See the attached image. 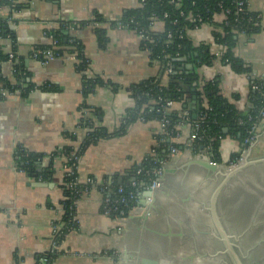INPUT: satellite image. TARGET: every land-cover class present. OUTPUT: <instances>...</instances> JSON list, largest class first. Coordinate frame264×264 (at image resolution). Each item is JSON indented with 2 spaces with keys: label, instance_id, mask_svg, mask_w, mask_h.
I'll list each match as a JSON object with an SVG mask.
<instances>
[{
  "label": "crops",
  "instance_id": "1",
  "mask_svg": "<svg viewBox=\"0 0 264 264\" xmlns=\"http://www.w3.org/2000/svg\"><path fill=\"white\" fill-rule=\"evenodd\" d=\"M137 1L19 0L23 4L17 10L0 7L1 17H11L10 28L15 34L13 41L2 38L0 46L4 51L15 52V64L26 72V81L33 86L29 89L23 86L24 90L0 96V264H35L38 255L51 251L52 226L60 223L63 215L62 160L54 159V172L47 178L28 175L16 163V148L20 146L27 152L44 155L38 164V170L42 169L50 153L65 145L77 146L85 136L80 118L89 113L82 105L99 108L102 114L97 122L113 131L134 103L127 89L131 84L150 77L167 83V75L159 62L150 57L133 30L110 27L106 22L100 25L103 29L100 36L94 30L98 27L93 21L96 14L105 19L118 17L125 10L135 8ZM248 8L260 14V25L251 35L237 37L234 52L251 66L254 78L264 86V0H248ZM53 32L61 37L65 55L43 65L32 57L31 50L35 45H49ZM191 40L195 44H209L214 56L221 50L208 26L194 32ZM72 41L81 44L83 57L88 61L84 73L76 69L75 60L67 57L71 53L67 45ZM192 71L196 77L192 82L197 86L216 78L221 93L236 108L242 111L250 108V80L246 74L233 71L216 56L211 65L197 66ZM83 74L101 78L116 87H96L83 96ZM4 81L16 83L13 64L9 61L0 66V86ZM195 83L185 87L184 104L173 102L169 111L182 116L184 111L192 115L198 110H193L201 103L194 94ZM191 121L176 125L177 134L172 140L180 148L175 155L169 153L164 158L158 153L163 144L157 138L160 123L156 120H137L122 135L100 139L85 149L77 165L80 182L92 177L98 184L107 176L140 163L147 155L161 158L164 168L175 170L163 171L162 189L155 192L153 207L134 208L126 217L104 215L102 194L97 185H92L76 202L77 228L63 236L58 255L50 264H123L124 253L130 264L142 258L159 257H167L174 264L170 246L178 232L172 231L176 221L173 215H183L184 207L180 203L185 204L189 199V195L179 196V204L174 203V193H182V185L176 186L177 179L214 181L216 177L206 176L205 170L196 165L186 166L194 158H210L205 151L196 154L191 150ZM71 134L76 137L74 140L70 139ZM256 134V141L244 154L243 143L237 138H223L219 147L220 163L233 166L238 160L232 161L231 155L237 153L244 159L235 167L247 160L264 161V120L258 124ZM142 193L138 203L145 200Z\"/></svg>",
  "mask_w": 264,
  "mask_h": 264
},
{
  "label": "trees",
  "instance_id": "2",
  "mask_svg": "<svg viewBox=\"0 0 264 264\" xmlns=\"http://www.w3.org/2000/svg\"><path fill=\"white\" fill-rule=\"evenodd\" d=\"M191 0H182V9L196 8L200 11L203 0H194V6H191ZM210 5L213 6L215 1L210 0ZM23 3L19 0H0V7L7 6L11 10H17ZM228 2L225 1V5ZM172 6L167 4V0H149V2L142 8H130L122 12L118 16V21L124 24H128V29L133 30L134 27L145 28L147 25V17L152 12L161 13L163 10H168L171 14V18L165 19L164 25L165 30L159 34H155V43L151 44L150 57L157 60L161 66L162 72L167 75V83L163 84L157 77H150L142 80L139 83L131 84L127 89L130 96L133 98L134 103L131 107L127 108L118 128L113 131H109L106 127L100 125L97 120L101 116V111L97 107H91L86 104L82 105V108L87 109L89 115L82 116L80 118V125L85 129V136L77 146L65 145L60 149H57L50 153L47 157L49 159L47 165L42 169L38 170V164L43 159L44 155L30 153L23 148L22 152L19 150L20 146L16 148V163L20 169H23L28 175H35L36 177L41 176L47 178L54 172L53 161L55 158H60L62 155H71L75 152V155L80 157L85 149L100 139L109 138L112 136H118L125 133L128 126L137 121H149L156 120L160 122L162 119L167 120L168 124L165 127L163 133L157 135L158 139L162 140L163 147H160L158 153L166 157L170 153L169 148L175 147L177 150L180 148V144L174 142L172 139L177 134L176 125L180 122H184V118L179 115V112L165 111L163 105L167 100L172 102H181L184 104L186 99V86L190 85L193 80H196L194 71L187 70L185 65L190 63L195 67L202 65H211L215 56L209 44L199 43L195 44L185 33L179 35V29L191 28L192 24L186 21L182 17H177L175 11L172 10ZM254 14L256 12H253ZM178 20L177 24H172V19ZM235 16L230 15V25L224 28L223 33L213 32L214 43L221 49V61L228 64L230 68L237 72L246 74L249 77L250 83L255 82L256 79L252 74V68L247 63L242 61L235 55L234 49L237 44V36L231 31L234 26L241 27L247 25V22L243 19L240 22H235ZM94 22H98V27H95V32L100 36L103 29L101 24L107 22V20L100 14H96ZM130 21H132L130 23ZM100 26V27H99ZM110 27H116V22L110 21ZM259 25L253 27L252 32H248L247 35H251L256 32ZM171 33V37H167V34ZM246 35V36H247ZM53 38L58 40V49L56 52L63 53L61 49L62 41L61 37L56 33H52ZM0 37L11 38L12 41L15 39L14 31L7 24L6 19L0 17ZM48 46V45H46ZM43 46V47H46ZM67 47L68 52H75L77 57H83V51L81 44L77 41H72L71 45ZM186 58V61H183ZM7 60V53L0 49V66L1 63ZM171 69L168 73L166 72L167 67ZM15 82L10 84L7 81L3 82V86L17 88L26 86V89L32 88L33 86L26 81V72L17 64H14ZM76 69L81 73H84L85 65L79 63L76 65ZM24 73L17 75V72ZM113 85L111 82H105L98 77H87L86 74L82 76V87L81 92L83 96H87L94 91L96 87ZM195 85L194 94L200 99L201 103L196 112V118L193 119L190 114V120L198 124L197 138L192 141L190 145L191 150L194 153H200L205 151L210 155L211 160L220 163L219 147L220 142L226 136L237 138L243 147L245 138L250 136V132L256 133L258 124L262 121L259 115L262 108H264V86L260 85V91L253 90L250 88L249 98L251 100L250 108L246 111L239 110L236 106L231 103L227 97H225L220 90L219 81L214 78L211 80H204L199 86ZM15 86V87H14ZM116 87V85H113ZM73 134L70 135V139L74 140ZM161 144V145H162ZM164 149L165 152H161ZM240 154H232V161L238 160ZM159 157L147 155L140 163L133 165L128 170L122 173H115L104 178L100 183L96 184V187L101 189L102 198H109L111 203L117 206V211L110 213V217H126L132 208L138 201V194L142 192L145 187L156 177L154 171L162 167V160ZM69 163L71 161L69 160ZM64 161H61L63 166ZM63 170V167H62ZM137 170H140L137 173ZM62 181L60 184L62 190L61 207L65 210L62 215L60 223L62 236L58 239L60 241L63 236L69 232L70 225L75 230L77 223L69 220V212L72 210L69 207L78 200L83 191L87 192L92 184L79 182L75 188L70 186V181L77 179V169L72 176L66 175L63 171ZM92 178V177H89ZM93 179V178H92ZM78 180V179H77ZM79 181V180H78ZM96 181V180H95ZM132 182L135 184L133 185ZM94 186V185H93ZM122 190L118 192V189ZM133 193L134 197L129 198V194ZM121 199H125V202H120ZM121 212V213H120ZM56 224V223H55ZM58 255L57 251H48L42 255H38L35 264H50L53 259Z\"/></svg>",
  "mask_w": 264,
  "mask_h": 264
},
{
  "label": "rangeland",
  "instance_id": "3",
  "mask_svg": "<svg viewBox=\"0 0 264 264\" xmlns=\"http://www.w3.org/2000/svg\"><path fill=\"white\" fill-rule=\"evenodd\" d=\"M246 158L248 159L249 156ZM242 165L244 166L242 171L235 175L220 192V212L223 216L220 222L225 226L230 225V232L237 237L236 243L240 253L243 256L249 254L251 257L247 258V256L243 261L244 264H264V161L253 164L247 160V162L243 161ZM222 179L221 176L217 177L216 182L203 181L201 178H188L183 182L177 179L176 186L182 185V193H174V203L179 204V196L189 195V199L185 204L180 203L184 207L183 215H173L176 221L172 225V231L183 233L182 237L174 236L171 241L170 250L174 253L173 257L179 258L184 253L191 255L194 244L200 253L212 254L218 250V244L213 236L215 224L203 207L208 206L209 191L213 190ZM232 223L235 225L233 226ZM205 231L211 235H205L203 233ZM250 249H252L251 254ZM178 258L174 264H224L211 259L202 262L197 256L193 257L191 263Z\"/></svg>",
  "mask_w": 264,
  "mask_h": 264
},
{
  "label": "built area",
  "instance_id": "4",
  "mask_svg": "<svg viewBox=\"0 0 264 264\" xmlns=\"http://www.w3.org/2000/svg\"><path fill=\"white\" fill-rule=\"evenodd\" d=\"M165 1V0H164ZM205 1L202 6H201V10L199 11L197 8L195 10L192 9H182V0H167V4L172 6V10L176 12L177 17H182L184 18L186 21H189L192 26L191 28H181L179 29V35L181 36L182 33H185L189 38L192 37V34L194 32L199 31L202 27L208 26L210 28V32L212 35V39H213V32H219V33H223L224 32V28H226L227 26L230 25V21H229V16L233 15L235 16V22H240L241 20H245L247 22V25L238 27V26H234L231 28V31L233 33L236 34L237 37L239 36H246L248 32H252L253 27H256L257 25H260V14L259 13H253L252 11L249 10L248 8V0H214L215 3L213 6L210 5L209 1L210 0H203ZM225 1L228 2L227 5H225ZM149 2V0H138L137 1V6L135 8H142L145 7V5ZM191 6H194L195 1L191 0ZM1 17V16H0ZM171 18V14L168 10H163L161 11V13H157L155 11H152L148 17H147V25L145 26V28H138V27H134L133 31L138 35L139 39H140V43L142 45V47L148 51V53H151V44L155 43V38L154 35L155 34H159L161 32H163L165 30V25H164V21L165 19H169ZM7 24L10 26V23L12 22V19L10 16L5 17ZM107 22L109 24L110 21H114L116 22V27L117 28H127L129 25L128 24H124L121 21H118V17H109L106 19ZM132 21H130L131 23ZM178 20L176 18L172 19V24H177ZM94 25L98 26L99 23L98 22H94ZM167 37H171V33L167 34ZM2 38L0 37V40ZM214 41V40H213ZM0 49L1 46H0ZM56 49H58V40L55 38H52L50 44L46 47L43 46H33L32 50H31V55L34 59H37L41 64L46 65L48 64L52 59L64 56L65 54L62 53L60 54L59 52H56ZM4 51V50H3ZM7 53V60L13 64L16 63V54L13 50L10 51H4ZM215 56L217 58L221 57V50L219 52H215ZM68 58H71L73 60L76 61V63H83V65H87L88 61L86 58H79L77 57V54L75 52H72L70 54H67ZM157 61V60H156ZM14 67H13V72H14ZM171 69L169 68V66L167 67L166 72H170ZM24 73H21L20 71L17 72V75H22ZM260 81H258L256 79L255 82H251L250 83V88L253 90H257L260 91ZM15 87V86H14ZM18 89H23V87H15V88H11V87H5V86H0V96H7V95H11L14 92H16ZM262 97L264 98V93H262ZM173 104V102L171 100H167L164 105H163V109L165 111H169L171 105ZM259 115L261 116L262 120H264V108L261 109ZM182 117L184 118L185 121L189 122L190 120V114L187 111H184L182 113ZM121 122V120H120ZM160 133H163L165 131V127L168 124L167 120H161L160 122ZM197 130H198V124L194 123L193 121H191V131H190V140L193 141L197 138ZM257 139V134L256 133H252L250 132V136H248L247 138H245L244 140V144H246V147L243 150V154L246 152V150H248L256 141ZM19 150L23 151V148H19ZM170 153L172 155H175L178 150L175 147H171L169 148ZM242 154V156H243ZM78 156L75 155V152H72L71 155H62L60 157L61 160L64 161L63 164V171L66 173V175H70L72 176L75 172V170L77 169V165H78V161H79ZM69 160L71 161V163H69ZM208 160H211V158H209ZM241 161V156L238 158V161ZM238 161L234 162L233 165H235L236 163H238ZM212 163H216L213 160H211ZM162 163V167L155 170L154 174H155V178L145 187V190H154L157 189L160 186V179L162 177L163 174V162ZM23 170V169H22ZM140 170H137V173H139ZM80 181H78L77 179L75 180H71L70 181V186L75 188V186L79 183ZM95 180L92 178H87L84 183H88V184H95ZM132 184L134 185L135 183L132 182ZM122 189L119 188L118 192H120ZM101 191V189H100ZM142 191V192H143ZM85 192V191H83ZM140 192L138 194L139 195L142 193ZM134 194L130 193L129 194V198H133ZM150 199V198H148ZM76 202L77 200H75V202H73V204L69 207V209H71L72 211L69 212L68 216L69 218V222L73 221V222H77L76 221V213H75V208H76ZM120 202H125V199H121ZM142 206L138 205V202L136 203V205L132 208H140ZM117 206L114 205L113 203H111V200L107 197V198H102V213L106 216H109L111 212H115L117 211ZM65 210H63V214H64ZM121 213V212H120ZM61 225H63V223H56L53 224L52 226V235H53V241H52V245L50 250L51 251H57L58 250V245L60 243V239H58L60 236H62V231L60 232L59 229H61ZM73 226L70 225L69 227V231H72Z\"/></svg>",
  "mask_w": 264,
  "mask_h": 264
},
{
  "label": "water",
  "instance_id": "5",
  "mask_svg": "<svg viewBox=\"0 0 264 264\" xmlns=\"http://www.w3.org/2000/svg\"><path fill=\"white\" fill-rule=\"evenodd\" d=\"M183 61H186V58H183ZM194 65L192 64H187L186 65V69L187 70H192L194 69ZM196 98V96H195ZM200 106L199 103L196 104V106L193 108V110L198 109ZM196 112L194 111L192 113V118L195 119L196 118ZM244 158H241V160ZM262 162V160H255V161H251L249 163H260ZM190 165H196L197 167H200L201 169L205 170V174L206 176H208L209 174L218 176L220 175L223 179L222 181L215 187V189L212 192L211 195V206L214 207V205L216 204L215 201L218 200L219 194L222 191V189L231 181V179L237 175L240 171H242V169L244 168L243 165H239L237 167H233V166H229L223 163H212L211 160L208 159H204V158H194L192 160H190L186 166H190ZM226 170L225 172L222 170ZM175 169H170V168H164L163 171L164 172H173ZM185 170V169H183ZM162 182H163V178L160 179V186L157 189L154 190H145L143 191V195L145 197V200H141L138 205L139 206H146V207H153L154 205V201H155V192L158 191V189H162ZM150 198V199H148ZM212 220L214 219V221L218 220L217 217L215 216V213L211 216ZM217 222V221H216ZM220 225V222H219ZM220 226H218L219 228ZM221 234L220 237L222 238H229V236L225 233V231L222 228L218 229ZM177 237H182L183 233L181 231H179L178 233H176ZM190 238H192V236H189ZM194 248V254L196 256H198L199 258H202L203 256H207L206 254H200L199 251L197 250V247L195 246V244L193 245ZM127 253H124L123 255V264H130L129 259L127 258ZM235 264H243L241 260H239L238 258L235 259L234 261ZM131 264H134L133 262H131ZM135 264H171L170 259H168L167 257H159L158 259H150V258H142L139 259L137 262H135Z\"/></svg>",
  "mask_w": 264,
  "mask_h": 264
},
{
  "label": "flooded vegetation",
  "instance_id": "6",
  "mask_svg": "<svg viewBox=\"0 0 264 264\" xmlns=\"http://www.w3.org/2000/svg\"><path fill=\"white\" fill-rule=\"evenodd\" d=\"M217 163V162H216ZM217 177H220V175L216 176L215 179H214V182H216L215 180L217 179ZM221 182V180L219 181V183ZM218 183V184H219ZM217 184V185H218ZM216 185V186H217ZM215 186V187H216ZM214 187V189H215ZM225 188V187H224ZM213 189V190H214ZM213 190L209 191L210 193V197L209 199L207 200V204L208 206L207 207H203L206 212L208 213V215H210V217L215 213V216L217 217L218 220L214 221L213 219V222L215 224V233H214V238L218 244V250H216V252L214 253H208V252H203V253H200V254H206L207 256H203L202 258H198L200 260L205 261L206 259H211L213 261H217V262H223L224 264H235L234 261L235 259H239L243 261L247 258H251L249 256V254H245L244 256L240 253V250L238 248V245H237V237L235 235H233L230 231V225H224L222 222L223 219H222V213L220 212V194H219V197H218V200L215 201L216 204L214 205V207L211 206V195H212V192ZM224 191V190H223ZM212 218V217H211ZM219 222H220V225H219ZM232 225L234 226L235 223H232ZM218 226H220L219 228H222L225 233L229 236V238H222L220 237L221 234L219 233L220 231L218 230ZM205 235H211V233H209L208 231H205L203 232ZM252 251V249L249 250V253ZM251 254V253H250ZM196 255L194 254V250H193V253L191 255H186V253L182 254L179 258L181 259V261H184V262H187V263H191L193 257H195ZM253 256V255H251ZM173 260L175 262V260L178 258V257H173ZM178 258V259H179ZM253 258V257H252ZM244 264V263H243Z\"/></svg>",
  "mask_w": 264,
  "mask_h": 264
},
{
  "label": "bare ground",
  "instance_id": "7",
  "mask_svg": "<svg viewBox=\"0 0 264 264\" xmlns=\"http://www.w3.org/2000/svg\"><path fill=\"white\" fill-rule=\"evenodd\" d=\"M149 211V210H148Z\"/></svg>",
  "mask_w": 264,
  "mask_h": 264
}]
</instances>
